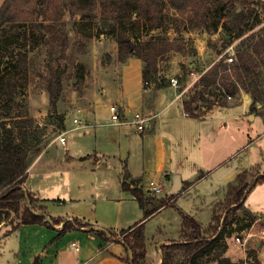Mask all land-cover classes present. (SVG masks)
I'll return each instance as SVG.
<instances>
[{"label":"rangeland","instance_id":"obj_1","mask_svg":"<svg viewBox=\"0 0 264 264\" xmlns=\"http://www.w3.org/2000/svg\"><path fill=\"white\" fill-rule=\"evenodd\" d=\"M231 1V5L227 3L226 5L217 6L209 3V6L205 7H201L197 1L192 10L186 8L184 15L180 16L172 15L168 11L167 30L156 31V37L162 41H170L173 48L176 44L190 40L191 47L196 49V56L192 57H182L176 52L163 54L158 61V69L161 77H163V74L167 75L168 69L172 65L174 69L176 65L179 68L182 67L184 75L188 73L189 69H192L189 73L196 72V81L191 77L188 79L187 75L189 74L182 77L181 81H179L178 76L171 75L173 79L178 81V88L176 89L182 94V102L189 97L190 108L194 110V113H202L203 117L206 116L205 112H209L208 102L216 100L208 92L205 93L204 88L198 84L203 72L224 55L226 57L230 53L235 55L236 46L240 39H234V37L238 33H241L242 37H246L251 33H256L264 24V14L259 0ZM3 2L4 0H0V6ZM47 3L49 4V2ZM51 6L53 8L55 4H51ZM205 8H209V13L202 16L201 13ZM43 9L44 7L38 5L32 9V12H28L25 15L26 22L23 24L22 29L28 32L34 29L33 34L39 35L36 28L44 18ZM48 15L50 18L55 17L50 12ZM218 16H220L219 21H217ZM62 20L65 25L58 23L60 19L55 18L47 21V23H54L56 27H60L67 34L69 41L65 53L61 55L54 52L49 57L40 45L29 51L27 55L28 82L22 96L19 98L17 109L14 111V115L23 114L31 120V127L37 138L36 140L41 145L45 144V148L50 142H54L56 138L58 139L61 136L59 134L63 129L60 128L58 117L63 119L66 126L74 118L79 119L80 122L86 120L87 117L93 114L99 104L113 103L122 107L121 63L117 60V42L115 38L109 35L97 34L100 30L105 31L100 22H94L90 26H86L85 30L78 34L73 17L65 12ZM214 23H218L217 31L214 34L206 32L205 28L212 27ZM252 25L254 26L250 29ZM89 33L93 37L87 39L85 36ZM229 37L233 41L228 45L226 44L227 47L222 50L225 45L224 42ZM148 38V36L143 37V39ZM26 45L28 44L26 43ZM1 47L0 44V55H2ZM191 49L188 50L187 48V51H191ZM167 57L172 60L179 59L180 62L170 64L167 68V63H165ZM51 71H56L63 80V89L55 111L50 106L49 94L46 89V80L52 74ZM260 71H262V86L264 85V69L261 67ZM168 80L169 86H171L170 79ZM208 89L212 88L208 87L205 90L209 91ZM262 94L260 108H255L254 111L256 113L264 112V91ZM245 95L247 94L239 91L230 100L226 99L225 102L228 106L240 105L248 99L249 102H252L250 98L246 99ZM217 118L223 119L224 122L211 120H217ZM192 122L193 126L189 128L193 135L190 140L191 145L182 140L180 146L177 140H172L175 143L174 152L181 150L180 152L187 162L190 164L194 162L196 165L194 169H191L188 168L190 164L184 163V166L188 168L183 175L184 178L192 176L191 181L199 180L207 170L213 168V164H217L221 160L224 161L218 169L203 177L188 193L179 197L173 207L169 208V215L165 216L163 212L143 227V244L146 251L145 264L156 263V244L163 238L174 241L181 240V216L179 211L190 216L202 229L207 228L215 216H224L226 190L230 182L224 183L223 172H231L236 168L239 172H242L247 170L243 168L245 163L253 165L255 162H259L257 165L260 167H253L249 171L253 173L264 171V162H262L263 164L260 163L261 153L264 154V136L256 139L264 130V122H262L261 116H257L254 121H251L249 117L241 114L240 108L235 107L231 110L216 112L205 120ZM215 123H220L222 127L217 129ZM210 126H213V129ZM224 129L225 131H223ZM211 130L216 134L210 136L209 132ZM78 135L79 133L70 132L67 133L66 137L69 139L76 138V147L81 148L80 138L77 139ZM170 137L174 138L173 136ZM66 148L67 145L56 146L53 144L49 149L46 148L45 159L55 157L60 153V150L64 151ZM37 173L36 170H31L28 177V188L32 187L35 180L48 183V175L39 176ZM55 177L53 176V179ZM253 188L247 195L249 196L247 201L250 202L251 200V204L256 205L251 211L253 215L242 206L237 215L230 218L232 224L228 226L229 231H226V235L229 236L224 242L225 248L222 249V246H219L210 253L199 257V264H221L222 261H224V264H253L254 254H256L260 263L264 264V238H262L264 220H257L256 217L257 215L260 216L259 214L264 216V182L256 184ZM256 189L258 190L256 191ZM221 224L222 222L220 228ZM10 229V225L0 220V238L9 234ZM242 231H244L243 238L246 239L245 247L235 242V237ZM189 259V255L181 252L176 256L175 261L176 263L188 264Z\"/></svg>","mask_w":264,"mask_h":264},{"label":"trees","instance_id":"obj_2","mask_svg":"<svg viewBox=\"0 0 264 264\" xmlns=\"http://www.w3.org/2000/svg\"><path fill=\"white\" fill-rule=\"evenodd\" d=\"M197 1L201 7L209 6V3L217 6L232 4L231 0H4L0 6V44L2 45V55H0V220L11 226L8 233L15 231L23 224H39L50 229L54 225L62 224L61 229L57 230L56 238L70 230L87 229L89 234L104 241L118 240L123 243L126 255L122 260L126 264H145L146 251L142 235L145 221H141L131 230L115 233L109 229H93L88 223L76 218L64 220L48 217L43 206L35 205L31 193L26 191L22 184L26 181L27 169L33 158L45 148V144L41 145L36 140L31 120L23 114L14 115V111L27 86L29 51L40 45L51 57L54 52L64 54L68 47L69 39L64 30L47 21L54 18L60 19L58 23L65 25L62 16L67 12L74 18L78 34L94 22L102 23L105 31L100 30L97 34L115 38L118 62L125 63L131 57L139 59L142 62L143 88L146 89L154 84L155 88L159 89L169 86L166 75L163 74L161 77L158 69V61L163 54L176 52L182 57H192L196 56V49L191 47L190 40L176 44L173 48L170 41L158 39L156 31L167 30L168 11L175 16L184 15L186 8L192 10ZM259 3L262 5L264 14V0H259ZM51 4H55V7L52 8ZM38 5L44 7V18L36 28L39 35H34V29L28 32L22 27L26 22L25 15L32 12V9ZM49 12L55 17L50 18ZM208 13L209 8H205L201 15L205 16ZM219 20L220 16L217 18V21ZM253 26H250V29ZM205 29L206 32L214 34L218 29V23ZM225 29L228 30L227 27ZM144 36L149 38L143 39ZM85 37L90 39L93 35L89 33ZM234 39H240L235 50V60L228 64L224 55L204 71L199 79L198 84L204 88L203 91L217 100L208 102V111L215 107H228L225 102L226 95L232 98L239 91L246 93L252 100L249 108L251 113L255 111L256 105L260 104L264 91V85L261 86L263 81L262 71H260L261 67L264 69V24L256 33L246 37L238 33ZM232 41L233 39L229 37L224 42L222 50ZM187 48L192 49L187 51ZM171 60L170 57L165 59L167 68ZM179 69L181 73L176 75L180 78L179 81L192 70L189 69L184 75V69L182 67ZM51 73L46 80V89L50 106L55 111L63 89V80L56 71ZM208 87L212 89L206 91ZM189 100L187 97L182 102L186 116L202 118V113H194V110L190 108ZM58 118L60 128L64 130L63 119ZM259 182H264V171L239 172L227 185L224 216H215L205 229H202L190 216L179 211L181 240H168L167 245L160 247L162 253L160 264H182L175 261L176 256L181 252L190 256L188 264H199V257L219 246L224 249V242L229 236L226 235V231H229L228 226L232 224L231 216L237 215L246 195ZM248 188L249 191L245 193ZM122 189L129 191L136 199L143 210V220L157 208L173 207L175 204V195H170L161 198L157 204L152 203V208L147 209L151 201L141 188L131 187L129 183L123 181ZM223 262L221 264H224ZM33 264H38V260L35 259ZM253 264H261L256 254L253 255Z\"/></svg>","mask_w":264,"mask_h":264},{"label":"crops","instance_id":"obj_3","mask_svg":"<svg viewBox=\"0 0 264 264\" xmlns=\"http://www.w3.org/2000/svg\"><path fill=\"white\" fill-rule=\"evenodd\" d=\"M175 62L180 61L171 60L169 65L176 64ZM180 73L179 67L176 65L174 69L172 65L166 78L172 79ZM187 77L189 79L191 76ZM120 85L122 107H117L124 123H112L108 105L113 103L99 104L93 114L81 121L79 126L73 124V119L64 125V130L59 134L65 138L63 145L56 138L46 147L49 149L53 144L67 145L66 150H60L55 157L45 159L47 149L44 148L28 167L23 187L31 193L37 206H43L48 217L64 220L76 218L88 223L93 229H109L115 233L131 230L141 221H145V226L163 212L165 216L169 215L170 207L161 206L143 220V210L133 195L122 189L123 181L131 187L142 189L151 201L147 209L152 208V203L157 204L161 198L170 195H175L176 203L179 197L188 193L199 180L218 169L224 161L213 164V168L207 170L199 180L191 181L192 176L184 178L187 169H194L196 165L194 162H187L181 150L174 152L175 143L172 140H177L180 146L182 140L191 145L193 135L189 128L193 126L192 121L199 122L216 112L236 107L251 121L261 116L264 122V112L249 111V99L236 106L215 107L202 118H190L183 110L182 94L176 88L167 86L157 89L154 84L143 88L142 62L134 57L121 64ZM259 106L260 104H257L256 108ZM134 112L143 114L147 121L141 133L129 123ZM211 120L224 122L221 118ZM220 123H215L217 129L222 127ZM210 128L213 129V126ZM70 132L79 133L77 139L80 138L81 148L76 147V138L66 137ZM215 134L212 130L209 132L210 136ZM263 136L264 130L256 139ZM262 162L264 154L261 153L260 163ZM184 163L190 164L189 167H185ZM258 163H245L243 168L249 171L259 166ZM31 170H36L39 176L48 175V183L35 180L32 187L28 188ZM238 173V168L223 172L224 183L233 181ZM53 176H56L55 179ZM150 180L161 182V194L156 195L147 190L146 185ZM176 180L179 181L177 192L171 194ZM247 195L243 206L253 215L251 211L256 205L251 204V200L247 201ZM258 206L260 207V204ZM259 215L256 216L257 220H264V216ZM61 227L62 224L54 225L52 229L39 224H23L1 237L0 264H33L35 259L38 264H126L122 260L126 249L118 240L104 241L89 234L87 229L70 230L56 238L57 230ZM167 241L163 238L156 244L155 264H160V247L167 245ZM72 244H75L77 249Z\"/></svg>","mask_w":264,"mask_h":264},{"label":"built area","instance_id":"obj_4","mask_svg":"<svg viewBox=\"0 0 264 264\" xmlns=\"http://www.w3.org/2000/svg\"><path fill=\"white\" fill-rule=\"evenodd\" d=\"M230 49H231V47H230ZM234 60H235V57H234L233 53L228 54V56L226 57V62L228 64H231ZM189 75L191 77H193V80H195V81L197 80L196 73L191 72ZM170 85L174 88H178V81L176 79L172 78V79H170ZM226 98L228 100H230L231 96L226 95ZM108 109H109L110 118H111L112 123H114V124L124 123L121 120V115H120V112L118 110L117 105L109 104ZM72 122H73V124H76L78 126L80 125V121L77 118H74L72 120ZM129 123L135 127L137 132L141 133L145 129V125H146L147 121H146L145 117L143 116V114H141L140 112H134ZM58 141L60 142V144L63 145L65 143V138L63 136H59ZM22 186H24V183L22 184ZM146 187H147L148 191H150L151 193L156 194V195L161 194L163 192L162 187H161V182H159L157 180H150L147 183ZM243 232L244 231H242L239 235H237L235 237V242L237 244L245 247L246 239L243 238V235H242ZM262 238H264V233H262ZM72 246L75 247V249H77L75 244H72Z\"/></svg>","mask_w":264,"mask_h":264},{"label":"water","instance_id":"obj_5","mask_svg":"<svg viewBox=\"0 0 264 264\" xmlns=\"http://www.w3.org/2000/svg\"><path fill=\"white\" fill-rule=\"evenodd\" d=\"M246 96V99H248V96L247 95H245ZM259 176V175H258ZM257 176V177H258ZM256 177V178H257ZM256 178L254 179V181L256 180ZM178 185H179V181L178 180H176L175 181V184H174V186H173V189H172V191H171V194H174L175 192H177V189H178ZM250 188V187H249ZM249 188L245 191V193H247L248 191H249Z\"/></svg>","mask_w":264,"mask_h":264}]
</instances>
